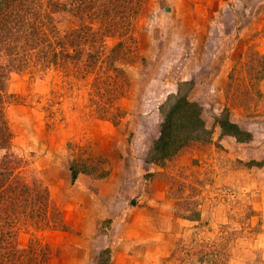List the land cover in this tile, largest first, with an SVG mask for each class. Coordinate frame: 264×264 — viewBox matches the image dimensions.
<instances>
[{
	"label": "rangeland",
	"instance_id": "rangeland-1",
	"mask_svg": "<svg viewBox=\"0 0 264 264\" xmlns=\"http://www.w3.org/2000/svg\"><path fill=\"white\" fill-rule=\"evenodd\" d=\"M16 3L38 22L0 31V264H99L107 245L101 264H264V170L244 167L264 161V0ZM176 96L198 108L175 138L197 109L205 131L158 165Z\"/></svg>",
	"mask_w": 264,
	"mask_h": 264
},
{
	"label": "trees",
	"instance_id": "trees-1",
	"mask_svg": "<svg viewBox=\"0 0 264 264\" xmlns=\"http://www.w3.org/2000/svg\"><path fill=\"white\" fill-rule=\"evenodd\" d=\"M31 2V1H30ZM20 4V3H19ZM16 3V0H0V31L5 32V35H9L13 39L16 38L14 34H18L20 36H24L23 38L28 41V36L30 33H34L31 31H34L35 25L38 22L35 21L34 23L29 24V28H24L25 26L27 27L28 25H25V20L23 18V15L26 13L30 12V3L27 7H20L18 9V5ZM9 19L10 23H5L4 21ZM18 40H21V38L17 37ZM185 104V106H190V107H196L195 102H188V99L184 96H176L175 97V102L172 106H169L168 108H160V113L162 115V123H161V130H160V135L157 138L156 141V146L154 145V148L161 152L159 155H157V160L155 161L156 164L161 165L162 162L170 158L172 154L180 148L188 139L190 136H193V134L198 130V128H205V124L203 119H201V112L199 109L195 111L191 115V123L186 124V128H188L189 135L185 136L184 139H178L175 138V136L178 134L177 128L180 126V124H176L174 120V115H176L177 111ZM217 125L220 127L222 133L229 137H233L237 142L241 143H251L253 136H251V133L242 130L240 126L238 125L237 122L232 121L227 114V112H224L220 117L217 118ZM185 125V124H181ZM205 131V129H203ZM207 133V130H206ZM245 134V136H244ZM232 141V139H229ZM5 148V142L3 139L0 140V148ZM3 169L0 170V178L4 179L7 178L8 174L11 173L12 171L10 170V164L9 160L6 158V155L3 157ZM264 165V161L261 159L257 161V159H249L246 160L244 163V167L247 169L251 168H260ZM69 171H70V182L74 183L78 173H86L83 169H77L75 168L74 165L69 166ZM21 186H24V189L26 188L24 184H20ZM112 219L106 218L103 219L105 223L111 222ZM108 260H112V249L110 245H107L103 250L99 252V257H98V263H105Z\"/></svg>",
	"mask_w": 264,
	"mask_h": 264
},
{
	"label": "crops",
	"instance_id": "crops-1",
	"mask_svg": "<svg viewBox=\"0 0 264 264\" xmlns=\"http://www.w3.org/2000/svg\"><path fill=\"white\" fill-rule=\"evenodd\" d=\"M258 170L260 171V170H264V165L262 166V167H260V168H258ZM116 179H111V176H110V178H108L106 181H102V187H104V186H113L112 184H113V182L115 181ZM254 187H256V186H254ZM135 199H133L132 200V202L133 203H135ZM119 203L121 204L122 203V205H121V208L118 206V210L120 209L121 211L122 210H127V208H128V206H127V203L125 204V199L123 200H121V199H119ZM137 209H139L138 207H137V205L136 206H134V207H132V209H131V213H133V212H137ZM144 210L143 211H147V210H149V209H147V208H143ZM120 210L119 211H117V213L118 212H120ZM128 213V212H127ZM129 214V213H128ZM157 220V219H156ZM142 221H143V219H142ZM115 251V250H114ZM98 255H99V252H98ZM116 261H118V258H116L115 259ZM120 260V259H119ZM128 260V259H127ZM122 261L123 260H121V261H119V263L121 262L122 263ZM113 262H114V260H113ZM112 262V263H113ZM125 264H131V262H130V260H128ZM137 264H142V263H137Z\"/></svg>",
	"mask_w": 264,
	"mask_h": 264
}]
</instances>
